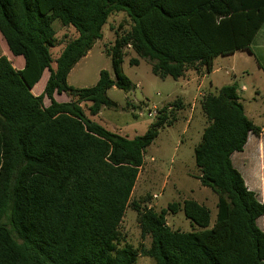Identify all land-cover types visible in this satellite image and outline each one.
I'll return each instance as SVG.
<instances>
[{
  "label": "trees",
  "instance_id": "trees-1",
  "mask_svg": "<svg viewBox=\"0 0 264 264\" xmlns=\"http://www.w3.org/2000/svg\"><path fill=\"white\" fill-rule=\"evenodd\" d=\"M121 12L132 25L107 50L114 77L102 70L93 87L71 86V71ZM55 22L77 33L56 60ZM263 28L264 0H0V33L25 60L18 70L0 56V264H136L140 254L156 264H264V202L232 159L262 128L246 115L238 83L202 103L208 125L195 160L202 186L218 197L213 226L210 209L195 200L160 212L132 201L146 150L170 122L167 107L131 139L92 120L83 106L96 116L118 107L109 90L135 89L122 67L126 48L150 60L157 77L179 81L200 67L211 73L217 57L249 49ZM45 71V89L35 95ZM56 93L70 101L58 102ZM130 205L143 238H151L141 251L122 244ZM181 210L196 230L169 227V212Z\"/></svg>",
  "mask_w": 264,
  "mask_h": 264
},
{
  "label": "rangeland",
  "instance_id": "rangeland-1",
  "mask_svg": "<svg viewBox=\"0 0 264 264\" xmlns=\"http://www.w3.org/2000/svg\"><path fill=\"white\" fill-rule=\"evenodd\" d=\"M131 25L126 14L121 12L112 15L103 27V39L95 44L89 54L81 59L69 74V84L75 88L93 87L98 82L102 70H108L114 77L112 58L107 54V50L114 45L117 37L131 29ZM54 27L59 42L51 52L56 60L66 44L77 37V33L74 28L63 27L59 22H55ZM0 56L7 57L15 68L20 67V63L24 62L22 56L12 55L1 33ZM134 59L139 60L138 65H133ZM215 65L217 68L219 65H223L224 69H220L217 75L207 79L200 92L213 93L208 91V84L211 80H214V83L219 87L233 84L231 77L226 73V69L231 67L230 62L219 59ZM122 67L124 73L135 84V89L131 92H124L117 88L109 90V98L116 102L118 107L116 109L104 108L100 115L93 116L90 112V104H84L85 111L92 120L113 132L133 139L144 135L156 121L157 117H149V110L155 108L161 110L167 107L170 114L169 124L161 129L157 139L146 150L145 164L140 171L132 201L142 209L152 208L160 212L167 209L171 203L182 205L185 200H195L210 209L211 226H213L218 212V197L211 189L202 186L199 180L201 171L195 160V148L202 140L203 127L207 122L202 107L206 94L198 97L201 78L188 86V89L193 92L192 98L198 97L196 104L183 102L181 104L179 100L183 95V81L157 77L152 71V62L139 58L131 48L125 49V60ZM199 69V72L194 69L188 71L184 80L197 77V75L201 77L206 73L202 67ZM48 74L49 72L46 71L44 76ZM42 87L43 82L38 85L36 90ZM249 93L251 91L244 94L248 96ZM59 100L62 101L63 97H59ZM45 104L46 106L50 105L47 98ZM137 109L143 111L142 117L136 114ZM155 195L158 197L154 198ZM167 224L173 230L183 232L196 230L184 215L183 210L177 214L169 212ZM259 225L264 230V217L259 220ZM120 233L124 240L122 244H131L139 251L149 248L151 245V238L142 236L138 212L132 205L127 209ZM136 264H156V262L152 258L140 254Z\"/></svg>",
  "mask_w": 264,
  "mask_h": 264
},
{
  "label": "crops",
  "instance_id": "crops-1",
  "mask_svg": "<svg viewBox=\"0 0 264 264\" xmlns=\"http://www.w3.org/2000/svg\"><path fill=\"white\" fill-rule=\"evenodd\" d=\"M219 59H225L230 62L231 67L230 69H226V73L231 77L233 83L236 82L239 85V94L242 98L246 115L249 119L254 121L257 126L262 128L260 135H249L244 150L235 153L232 159L235 167L241 172L247 187L254 191L258 197L264 199V28L257 33L249 49L237 51L231 55L217 57L214 60L211 73H205L201 77L197 75V77L191 79L187 78L186 81L184 78L180 79L183 81V95L180 97L183 103H191L195 105L197 98L200 95L206 94L200 92V89L204 87L206 80L211 76L217 75L220 69H224L223 65H219L218 68L216 67L215 63ZM24 66L25 60L24 62H21L20 67L16 69L22 70ZM48 78L49 74L45 76L43 75L41 81L33 88V93L35 95L42 94ZM198 79L202 81L201 85L198 87L199 94L197 98H192L193 92L188 89V86ZM41 82H43V87L36 90ZM222 87L223 86H217L214 83V80H211L208 84V91L217 92ZM250 91L251 93L246 96L245 94ZM54 97L58 102L70 101V98L66 94L56 93ZM59 97H63V100L60 101ZM102 111L98 115H100ZM207 125L208 122L205 123L203 130Z\"/></svg>",
  "mask_w": 264,
  "mask_h": 264
},
{
  "label": "built area",
  "instance_id": "built-area-1",
  "mask_svg": "<svg viewBox=\"0 0 264 264\" xmlns=\"http://www.w3.org/2000/svg\"><path fill=\"white\" fill-rule=\"evenodd\" d=\"M159 112H160L159 108H155L154 110H149V113L148 114H149V117L150 118H155V117H157L159 115ZM136 114L139 117H142L144 115L143 114V111L142 110H139V109L136 110ZM157 197H158L157 195L154 196V198H157Z\"/></svg>",
  "mask_w": 264,
  "mask_h": 264
}]
</instances>
